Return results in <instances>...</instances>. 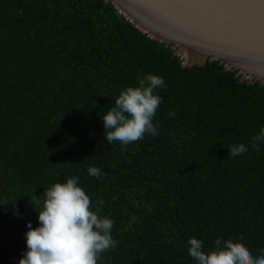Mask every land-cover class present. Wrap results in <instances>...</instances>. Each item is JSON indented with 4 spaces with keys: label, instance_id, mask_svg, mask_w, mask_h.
<instances>
[{
    "label": "trees",
    "instance_id": "trees-1",
    "mask_svg": "<svg viewBox=\"0 0 264 264\" xmlns=\"http://www.w3.org/2000/svg\"><path fill=\"white\" fill-rule=\"evenodd\" d=\"M175 51L104 0H0V264H19L46 188L70 177L114 221L98 264H195L192 237L206 253L219 237L264 254V141L251 146L264 86L219 62L182 67ZM141 73L166 84L158 134L110 144L102 115Z\"/></svg>",
    "mask_w": 264,
    "mask_h": 264
},
{
    "label": "clouds",
    "instance_id": "clouds-1",
    "mask_svg": "<svg viewBox=\"0 0 264 264\" xmlns=\"http://www.w3.org/2000/svg\"><path fill=\"white\" fill-rule=\"evenodd\" d=\"M136 79L138 86L123 89L115 98L114 106L102 115L110 144L120 142L127 146L144 139L146 134H158L153 119L162 97L154 92L165 88V81L163 77L142 73ZM259 141H264V128L251 140L257 152ZM228 147L229 156L233 157L248 151L243 143ZM87 172L92 177H101L97 167L89 166ZM43 197L41 210L35 208L40 226L33 228L31 222L28 223L27 250L19 264H98L104 252L116 247L111 234L114 221L101 217L99 208L91 210V199L79 186L78 177L53 184L46 188ZM187 243L188 255L195 264H264V254L254 257L243 243L231 239L222 241L218 237L214 242L215 250L207 253L202 240L192 237Z\"/></svg>",
    "mask_w": 264,
    "mask_h": 264
},
{
    "label": "water",
    "instance_id": "water-1",
    "mask_svg": "<svg viewBox=\"0 0 264 264\" xmlns=\"http://www.w3.org/2000/svg\"><path fill=\"white\" fill-rule=\"evenodd\" d=\"M182 67L219 62L264 86V0H104Z\"/></svg>",
    "mask_w": 264,
    "mask_h": 264
}]
</instances>
